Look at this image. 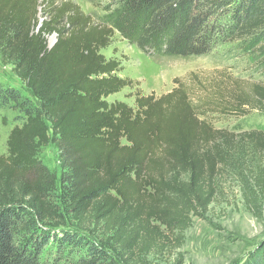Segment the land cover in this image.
<instances>
[{"label":"trees","instance_id":"16d2710c","mask_svg":"<svg viewBox=\"0 0 264 264\" xmlns=\"http://www.w3.org/2000/svg\"><path fill=\"white\" fill-rule=\"evenodd\" d=\"M104 1L95 22L68 0H0V62L34 101L0 83V109L23 114L0 155V264H149L205 220L221 179L248 209L264 201V130L216 129L178 80L134 108L108 103L128 83L101 54L115 34L173 59L225 43L264 52V0ZM223 89L203 104L264 113L263 85L230 77ZM49 145L59 175L39 159ZM241 264H264V240Z\"/></svg>","mask_w":264,"mask_h":264},{"label":"rangeland","instance_id":"374dc122","mask_svg":"<svg viewBox=\"0 0 264 264\" xmlns=\"http://www.w3.org/2000/svg\"><path fill=\"white\" fill-rule=\"evenodd\" d=\"M68 1L76 4L95 22L105 13L104 0ZM54 39L51 36L47 38L48 46L53 44ZM101 54L106 59L120 62L121 70L117 75L128 83L118 94L109 97L108 103L120 101L134 108L135 95L161 96L170 92L175 87L174 81L178 80L185 85L194 103L200 106L199 117L216 129L233 133L264 130V113L252 110L246 116L238 117L203 104L211 97H217L215 91H225L223 87L228 86L230 77L264 86V52L225 43L216 45L202 57L173 59L146 55L115 34L111 46L102 50ZM0 83L14 88L24 99L34 102L24 84L12 73V66H3L1 62ZM22 118L23 114L17 110L0 109V155H6L7 136L13 127L22 123ZM39 159L49 171L59 175L58 152L53 146L42 148ZM221 188L205 220H192L191 227L184 234L183 245L151 255L147 259L149 264H241L246 259L264 240V201L250 210L234 180L227 177L221 179ZM67 221V226L58 230H72ZM96 237L101 239L99 233Z\"/></svg>","mask_w":264,"mask_h":264},{"label":"water","instance_id":"95a60500","mask_svg":"<svg viewBox=\"0 0 264 264\" xmlns=\"http://www.w3.org/2000/svg\"><path fill=\"white\" fill-rule=\"evenodd\" d=\"M51 37H54L53 35ZM55 43V39H54V42L53 44ZM53 44L51 46H48V48H51L53 46Z\"/></svg>","mask_w":264,"mask_h":264},{"label":"bare ground","instance_id":"6f19581e","mask_svg":"<svg viewBox=\"0 0 264 264\" xmlns=\"http://www.w3.org/2000/svg\"><path fill=\"white\" fill-rule=\"evenodd\" d=\"M163 85V84H162Z\"/></svg>","mask_w":264,"mask_h":264}]
</instances>
